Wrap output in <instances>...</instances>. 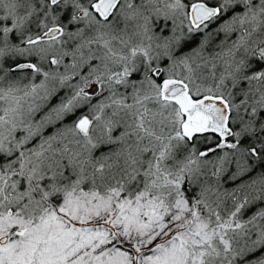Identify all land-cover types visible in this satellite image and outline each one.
<instances>
[{
    "label": "snow or ice",
    "instance_id": "6c2138e0",
    "mask_svg": "<svg viewBox=\"0 0 264 264\" xmlns=\"http://www.w3.org/2000/svg\"><path fill=\"white\" fill-rule=\"evenodd\" d=\"M0 264H264V0H0Z\"/></svg>",
    "mask_w": 264,
    "mask_h": 264
},
{
    "label": "trees",
    "instance_id": "16d2710c",
    "mask_svg": "<svg viewBox=\"0 0 264 264\" xmlns=\"http://www.w3.org/2000/svg\"><path fill=\"white\" fill-rule=\"evenodd\" d=\"M197 146H198L201 150H203L205 147H208V146H210V145L207 144V143H205V142H203V141H198V142H197ZM226 186L231 187V185H226Z\"/></svg>",
    "mask_w": 264,
    "mask_h": 264
}]
</instances>
